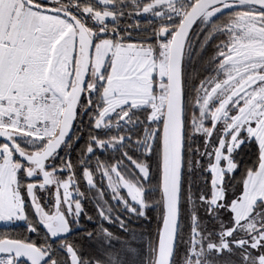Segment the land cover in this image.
I'll return each instance as SVG.
<instances>
[{
    "label": "snow or ice",
    "instance_id": "snow-or-ice-1",
    "mask_svg": "<svg viewBox=\"0 0 264 264\" xmlns=\"http://www.w3.org/2000/svg\"><path fill=\"white\" fill-rule=\"evenodd\" d=\"M0 264H264V0H0Z\"/></svg>",
    "mask_w": 264,
    "mask_h": 264
},
{
    "label": "trees",
    "instance_id": "trees-1",
    "mask_svg": "<svg viewBox=\"0 0 264 264\" xmlns=\"http://www.w3.org/2000/svg\"><path fill=\"white\" fill-rule=\"evenodd\" d=\"M212 50H213V46L210 47L207 50V55L204 56L203 62L206 63L208 56L212 55ZM197 68L201 67V62H197L196 64ZM254 148L252 147H248L245 148L244 152L241 154L242 159L245 163H248L249 161L254 162L255 160V155H254ZM75 157V151L73 152V159ZM103 160H106V156L104 155ZM237 179H239V177H237ZM158 224V212H152L150 214V220L149 221H143V222H138L136 225L137 226H141V225H145V228L147 230V233H155L156 227ZM13 234L15 235H20V234H27L25 228L23 227V224H18L16 225V227L14 229L11 230ZM32 239H36V236L33 235ZM89 252H92L93 249H87Z\"/></svg>",
    "mask_w": 264,
    "mask_h": 264
},
{
    "label": "flooded vegetation",
    "instance_id": "flooded-vegetation-1",
    "mask_svg": "<svg viewBox=\"0 0 264 264\" xmlns=\"http://www.w3.org/2000/svg\"><path fill=\"white\" fill-rule=\"evenodd\" d=\"M98 155H100V153H98ZM104 155L106 156V160L110 159V158H114L117 154L113 153L111 150H108L107 152H105L102 156L101 159L103 160ZM75 157H76V153H75ZM74 157V159H75ZM81 188L84 189L85 185L83 184V182L81 183ZM89 198L87 200L84 201V209L87 212L88 215L91 216H95L96 215V207H95V201L92 199V196L95 195V192H90L89 194ZM81 223L82 225H84V227L86 228H91L92 225L88 223V221L84 218L81 219ZM138 222H135V224H137ZM22 224V223H21ZM78 235V234H77Z\"/></svg>",
    "mask_w": 264,
    "mask_h": 264
},
{
    "label": "rangeland",
    "instance_id": "rangeland-1",
    "mask_svg": "<svg viewBox=\"0 0 264 264\" xmlns=\"http://www.w3.org/2000/svg\"><path fill=\"white\" fill-rule=\"evenodd\" d=\"M194 42H195V39H194ZM137 222H139V221H137ZM21 223H18V224H21ZM132 227H134L137 231H141V230L144 231L146 236H147L148 233H147V230L145 228V225L137 226L135 223H133ZM113 231H117V229L115 227H113Z\"/></svg>",
    "mask_w": 264,
    "mask_h": 264
}]
</instances>
